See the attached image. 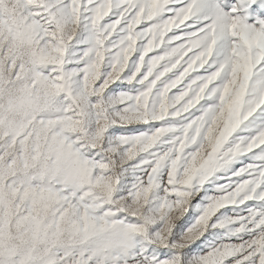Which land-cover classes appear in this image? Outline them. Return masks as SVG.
<instances>
[{
  "label": "snow or ice",
  "instance_id": "obj_1",
  "mask_svg": "<svg viewBox=\"0 0 264 264\" xmlns=\"http://www.w3.org/2000/svg\"><path fill=\"white\" fill-rule=\"evenodd\" d=\"M0 264H264V0H0Z\"/></svg>",
  "mask_w": 264,
  "mask_h": 264
}]
</instances>
